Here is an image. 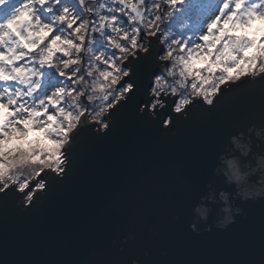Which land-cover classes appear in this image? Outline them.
<instances>
[{"label":"water","instance_id":"95a60500","mask_svg":"<svg viewBox=\"0 0 264 264\" xmlns=\"http://www.w3.org/2000/svg\"><path fill=\"white\" fill-rule=\"evenodd\" d=\"M163 53L123 61L104 127L80 97L60 173L0 184V264H264V72L176 110Z\"/></svg>","mask_w":264,"mask_h":264},{"label":"rangeland","instance_id":"374dc122","mask_svg":"<svg viewBox=\"0 0 264 264\" xmlns=\"http://www.w3.org/2000/svg\"><path fill=\"white\" fill-rule=\"evenodd\" d=\"M39 1L42 7L51 3L53 15L57 3L68 9L44 18L37 8L35 36L26 21L30 8L17 9L26 0L16 1L7 11L8 22H0L3 186L13 183L23 189L41 170L61 169L64 145L84 112L81 96L88 103L89 120L104 127L103 114L99 119H90L89 114L107 98L124 97L129 85L117 87L127 74L122 63L136 51H145L150 35L160 34L164 48L160 59L169 64L168 78L154 79L155 96L189 89L196 94L192 97L203 96L209 102L217 91L210 86L213 78L214 83L222 81L219 87L264 72V25L249 26L254 20L264 23V0H248L238 17L237 0H213L196 26L184 22L183 6L189 0ZM139 9L141 21L133 14ZM25 47L37 60L26 57Z\"/></svg>","mask_w":264,"mask_h":264},{"label":"trees","instance_id":"16d2710c","mask_svg":"<svg viewBox=\"0 0 264 264\" xmlns=\"http://www.w3.org/2000/svg\"><path fill=\"white\" fill-rule=\"evenodd\" d=\"M16 1H18V0H0V22H3V21H5L6 20V22H8L7 21V18H5V13H4V10H6L8 7H9V4L10 3H12V5H14V3L16 2ZM53 0H50L49 2H52ZM54 1H56V0H54ZM70 1V0H69ZM188 1V0H187ZM229 2H231V0H228ZM238 1V5H236L235 6V12H236V16L238 17L240 14H241V11H242V9H243V7H244V5L245 4H247L248 3V0H237ZM71 2V1H70ZM212 2H213V0H189V2H187V4L185 5V6H183V10H185V23L186 22H189V23H194V25L196 26L197 25V23H198V21H200L201 20V17L203 16V15H205L207 12V6H209L210 7V5H212ZM16 4V3H15ZM49 5H51V3H49V4H45L43 7L41 6V1H39V0H26V2L25 3H22V4H20L18 7H17V9H19V10H23V9H25L26 7H28V8H30V10H29V12L27 13V16H26V21L29 23V25H30V27H29V29H30V31H31V33L33 34V36H35L37 33H38V30H37V26H36V24H35V22H36V19H37V16H36V14L38 13V10H37V8H40V13L42 14V16L44 17V18H46V17H50V15H53V12L51 11V9H52V7L51 6H49ZM153 5V4H152ZM53 7H55V12H54V15L55 16H58V15H60L61 14V11L64 9V8H66V9H68V6H62V3H57V5H54ZM63 8V9H62ZM187 10V11H186ZM155 11H153V13H154ZM58 14V15H57ZM53 15V16H54ZM24 16V15H23ZM55 18H57V17H55ZM254 23H250L249 24V26H252V25H254V24H258V23H260V24H262V25H264V23L263 22H260V21H258V20H254L253 21ZM177 24H179V23H177ZM24 25H25V23H24ZM24 25H23V27H24ZM54 27H56V26H54ZM9 29H10V26L8 27ZM127 29V28H126ZM20 33V32H19ZM144 35H141V38L143 37ZM252 36H254V34L252 35ZM255 40H257V39H255ZM145 40H144V37L142 38V46H144L145 45V42H144ZM260 41H258L257 42V44L259 43ZM30 43H31V45H32V42L31 41H29V45H30ZM24 44H26V43H24ZM139 45V44H138ZM30 47H25V50L27 51V53H26V57L28 58L29 57V59L31 60L32 58L33 59H35V60H37V56H36V54L32 51V50H30L29 49ZM257 57H258V55H256ZM260 57V56H259ZM17 58V57H16ZM17 63H18V60H15ZM257 68H259V66H257V67H255L254 68V71L253 72H256V70H257ZM55 69H56V67H55ZM166 79V78H165ZM216 79V78H215ZM214 78L210 81V82H212L213 81V83H214V80H215ZM217 82V83H216ZM214 84L212 83V85H210L211 87H213V93L217 90V88H218V85L222 82H220V83H218V80L216 81ZM154 83H155V81H154ZM165 89V91H169V92H171V90L170 89H166V88H164ZM189 90V89H188ZM188 90H186V91H184V92H181V93H177V92H171V93H173V94H175V95H177L178 96V101H177V104H176V107H179V108H181L182 107V105L183 104H185V103H187L189 100H191V98H192V96L193 95H196L195 93H192L191 91H188ZM202 93L203 92H200V94H199V96H202ZM203 97V96H202ZM204 98V97H203ZM114 102H116V97H110V98H107L106 99V101L104 102V103H101L100 105H98L97 106V109H96V111H93L91 114H89V116H90V119H99L100 117H101V115L102 114H104L105 112H106V110H107V107H108V105H112ZM98 104V103H97ZM2 121H1V125H2Z\"/></svg>","mask_w":264,"mask_h":264},{"label":"bare ground","instance_id":"6f19581e","mask_svg":"<svg viewBox=\"0 0 264 264\" xmlns=\"http://www.w3.org/2000/svg\"><path fill=\"white\" fill-rule=\"evenodd\" d=\"M12 3H10L9 4V7L6 9V10H4V13H5V18H7V11H8V9L11 7L12 8ZM61 169H62V166H61ZM61 169L59 170V171H55V172H57V173H60V171H61ZM54 171V170H53ZM1 184V183H0ZM2 185V184H1ZM2 187H3V185H2ZM19 189V188H18Z\"/></svg>","mask_w":264,"mask_h":264}]
</instances>
